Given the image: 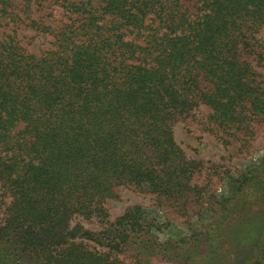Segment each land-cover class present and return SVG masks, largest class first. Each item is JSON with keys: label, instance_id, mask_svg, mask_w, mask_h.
<instances>
[{"label": "trees", "instance_id": "16d2710c", "mask_svg": "<svg viewBox=\"0 0 264 264\" xmlns=\"http://www.w3.org/2000/svg\"><path fill=\"white\" fill-rule=\"evenodd\" d=\"M11 5L0 0V28ZM71 8L79 18L51 50L0 38V264H156L167 246L148 238L158 227L143 207L112 220L105 203L120 186L169 199L196 190L198 164L174 126L201 104L234 136L264 118V0ZM250 181L263 200L264 159ZM77 215L100 228L73 224ZM194 233L193 249L210 245Z\"/></svg>", "mask_w": 264, "mask_h": 264}, {"label": "rangeland", "instance_id": "374dc122", "mask_svg": "<svg viewBox=\"0 0 264 264\" xmlns=\"http://www.w3.org/2000/svg\"><path fill=\"white\" fill-rule=\"evenodd\" d=\"M8 1L12 5L0 28V38L12 36L28 52L40 54L55 48L54 32L79 18L72 4L88 0ZM91 1L95 7L102 5V0ZM32 20L36 26L28 25ZM259 37L264 55V29ZM257 70L264 83V59ZM210 112L201 104L174 126L177 143L198 164L190 181L196 190L183 198L169 199L120 186L117 196L105 203L112 220L133 205L143 207L145 216L158 227L147 234L148 238L167 246L168 255H156V264H252L264 250V199L250 186L254 170L264 159V118H253L249 130L234 136L221 130ZM241 181L247 184L238 189ZM2 192L0 189V195ZM75 223L91 230L100 228L98 218L77 215ZM193 232L208 234L210 245L200 246L199 252L193 249L197 237Z\"/></svg>", "mask_w": 264, "mask_h": 264}]
</instances>
